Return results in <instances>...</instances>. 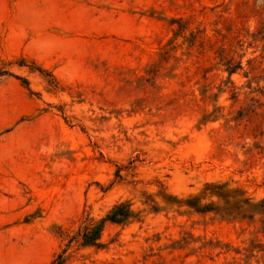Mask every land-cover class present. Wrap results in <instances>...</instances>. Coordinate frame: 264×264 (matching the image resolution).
Listing matches in <instances>:
<instances>
[{
	"label": "rangeland",
	"instance_id": "rangeland-1",
	"mask_svg": "<svg viewBox=\"0 0 264 264\" xmlns=\"http://www.w3.org/2000/svg\"><path fill=\"white\" fill-rule=\"evenodd\" d=\"M125 199L137 218L67 245ZM59 252L264 264V0H0V264Z\"/></svg>",
	"mask_w": 264,
	"mask_h": 264
},
{
	"label": "trees",
	"instance_id": "trees-1",
	"mask_svg": "<svg viewBox=\"0 0 264 264\" xmlns=\"http://www.w3.org/2000/svg\"><path fill=\"white\" fill-rule=\"evenodd\" d=\"M235 191V190H233ZM231 190H227L224 187V184L214 183V182H206L203 188V196H217L218 198L225 199V203H237V208H240V203L246 202V198L243 200H235L230 201L229 197H233ZM173 198V202L177 204H186L189 207L194 208L197 211H207L214 209L213 202L201 203L200 197L187 198L184 201L178 200L175 197ZM138 212H136L131 207V202L128 199L121 200L115 202L103 216L99 218H95L93 216H89L88 214L84 217L82 221V225L78 228L75 235L69 236L67 239V245L75 241L80 245H95L98 246L101 243L99 242V237L101 231L106 222L114 223V224H125L130 220L137 218ZM64 252V251H63ZM63 252L57 253L54 258L50 261L49 264H62L65 260V256Z\"/></svg>",
	"mask_w": 264,
	"mask_h": 264
}]
</instances>
